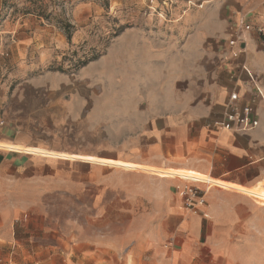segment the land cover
Returning a JSON list of instances; mask_svg holds the SVG:
<instances>
[{
  "label": "rangeland",
  "instance_id": "374dc122",
  "mask_svg": "<svg viewBox=\"0 0 264 264\" xmlns=\"http://www.w3.org/2000/svg\"><path fill=\"white\" fill-rule=\"evenodd\" d=\"M219 1L0 0V34L6 24L32 16L62 38L32 74L49 71L64 79L59 97L68 113L42 139L68 154L61 159L78 160L63 161L60 185L52 183L43 195L31 190L29 222L15 221L11 240L0 247V264L152 263L150 249L139 241L165 222L151 220L148 200L136 205L124 199L121 172L113 168L181 181L196 175L127 159L135 157L133 144H141L137 157L148 153L150 140L139 142V133L150 128L149 121L192 93L195 80L183 78L181 66L196 70L199 51L212 53L224 16L215 10ZM200 35L204 43L198 46ZM10 43L0 38L3 79L5 71L18 68L8 62ZM238 188L264 204V188ZM179 224L180 216L168 223L169 257L178 248Z\"/></svg>",
  "mask_w": 264,
  "mask_h": 264
},
{
  "label": "crops",
  "instance_id": "0c3cea01",
  "mask_svg": "<svg viewBox=\"0 0 264 264\" xmlns=\"http://www.w3.org/2000/svg\"><path fill=\"white\" fill-rule=\"evenodd\" d=\"M215 10H224V16L214 32L218 40L212 53L199 51L196 70L181 66L183 78L195 80L192 93L140 131L139 142L150 140L148 155L137 157L141 144H133L135 157L127 159L196 171L189 181L205 179L194 184L204 191V205L196 214L184 211L177 191L181 180L113 168L121 172L124 199L136 205L148 200L151 220L165 222L151 230L149 240L139 241L150 249L151 264H264V204L238 188H264V0H220ZM30 17L6 24L0 34L11 42L8 62L18 65L0 78V247L11 240L15 221L29 222L31 190L43 195L52 183L60 185L63 161H78L61 159L68 154L42 139L61 125L69 107L59 97L64 79L49 71L32 74L49 61L51 47L62 38L54 26ZM240 19L250 29L233 58L227 41ZM202 35L198 46L204 43ZM231 92L237 94L236 105L252 108L258 120L248 132L222 127ZM40 148L48 149L46 154ZM179 216L178 248L169 257L167 227Z\"/></svg>",
  "mask_w": 264,
  "mask_h": 264
},
{
  "label": "built area",
  "instance_id": "2783aa9c",
  "mask_svg": "<svg viewBox=\"0 0 264 264\" xmlns=\"http://www.w3.org/2000/svg\"><path fill=\"white\" fill-rule=\"evenodd\" d=\"M250 29L243 19H240L235 26L234 32L231 33L227 44L229 47L230 57H237L241 52L242 35ZM247 75L252 79V74L244 68ZM237 94L231 92L227 102L226 110L224 112V121L222 127L225 129H235L239 132H248L255 128L258 120L252 117V108L249 106L238 107L236 105ZM3 122H0L2 125ZM184 183L177 187V191L181 197L183 208L191 213L196 214L199 212V207L203 206L204 191L198 186L194 185L199 182L182 180Z\"/></svg>",
  "mask_w": 264,
  "mask_h": 264
},
{
  "label": "trees",
  "instance_id": "16d2710c",
  "mask_svg": "<svg viewBox=\"0 0 264 264\" xmlns=\"http://www.w3.org/2000/svg\"><path fill=\"white\" fill-rule=\"evenodd\" d=\"M63 29L65 30V33L67 35V38H69L70 35L68 34V32H66V27L64 26Z\"/></svg>",
  "mask_w": 264,
  "mask_h": 264
}]
</instances>
